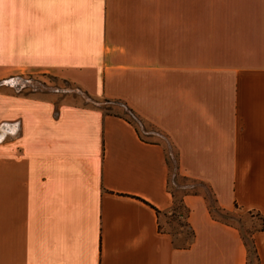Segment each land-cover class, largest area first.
<instances>
[{"label":"crops","instance_id":"1","mask_svg":"<svg viewBox=\"0 0 264 264\" xmlns=\"http://www.w3.org/2000/svg\"><path fill=\"white\" fill-rule=\"evenodd\" d=\"M32 74L93 105L0 89V264H247L203 194L186 248L157 211L175 154L217 206L264 215V0H0V80Z\"/></svg>","mask_w":264,"mask_h":264},{"label":"trees","instance_id":"2","mask_svg":"<svg viewBox=\"0 0 264 264\" xmlns=\"http://www.w3.org/2000/svg\"><path fill=\"white\" fill-rule=\"evenodd\" d=\"M101 101L106 104L104 107H102V109L106 113L121 115L125 117L129 122L133 123L136 127L137 123H139L140 125L144 124V120L139 115H137L130 107H128L124 102L108 98H103ZM110 104L115 105L117 110H113L112 107H110ZM164 149L166 152L165 146ZM166 163L168 166L167 190L172 196V205L169 207V209L162 212L157 211V213L169 217L170 220L167 223L171 224V221H174V226L180 227V230L177 231V233H179V237H177V233L175 234L172 231L173 229L170 230L168 229V227L162 226L163 224L159 225V227L161 226L162 230L171 234L175 246L178 248H186L193 241L194 231L191 228L189 222L187 221L189 209L184 203V196L188 194L201 193L206 199L209 205L211 215L214 218L230 225H233L239 230L241 238L247 250V264H250L252 255L256 260V264H260L258 252L253 239V234L256 231L264 230V215L254 210L247 211L251 213H256V215L261 217L262 220L260 227L256 229L254 228L247 238L246 235L242 232L241 228H239L236 224H233L229 219L235 214V210H227L217 206L216 200L214 198V193L212 192L211 186L207 182L182 175L178 171L177 156L175 154H173L172 157L170 155L166 156Z\"/></svg>","mask_w":264,"mask_h":264},{"label":"rangeland","instance_id":"3","mask_svg":"<svg viewBox=\"0 0 264 264\" xmlns=\"http://www.w3.org/2000/svg\"><path fill=\"white\" fill-rule=\"evenodd\" d=\"M5 88L12 91H35L39 97H51L57 102L65 101L77 105H93L82 91L73 83H69L60 77L51 74H32V75H13L0 80V89ZM106 104H104L105 106ZM113 110L117 109L115 105L110 104ZM142 130V128H141ZM235 214L231 216L230 221L241 228L242 232L248 238L250 232L260 227L261 217L254 212L245 210H235ZM168 214V213H167ZM169 217L161 215V221L164 227L172 230L175 234L180 227L174 226L175 222H169ZM179 237V233L176 234ZM250 264H256V260L251 256Z\"/></svg>","mask_w":264,"mask_h":264}]
</instances>
